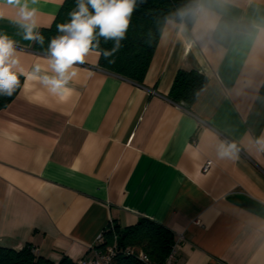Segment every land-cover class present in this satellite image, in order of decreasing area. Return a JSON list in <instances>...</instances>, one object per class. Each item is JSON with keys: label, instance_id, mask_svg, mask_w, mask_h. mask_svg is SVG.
Masks as SVG:
<instances>
[{"label": "crops", "instance_id": "0c3cea01", "mask_svg": "<svg viewBox=\"0 0 264 264\" xmlns=\"http://www.w3.org/2000/svg\"><path fill=\"white\" fill-rule=\"evenodd\" d=\"M63 1L30 4L39 30ZM198 6L191 28L165 22L142 84L100 67L98 51L64 103L22 76L0 109V245L75 264L107 227L145 217L172 231L178 264H264V0ZM7 15L21 66L47 69ZM222 17L243 26L227 45L213 36ZM178 69L208 78L190 110L168 98ZM222 144L237 151L221 158Z\"/></svg>", "mask_w": 264, "mask_h": 264}, {"label": "trees", "instance_id": "16d2710c", "mask_svg": "<svg viewBox=\"0 0 264 264\" xmlns=\"http://www.w3.org/2000/svg\"><path fill=\"white\" fill-rule=\"evenodd\" d=\"M76 2L77 0L63 1L52 25L39 30L44 37V42L42 46L33 42L35 50L46 53L50 40L61 34L57 30V25L70 21L69 13L75 10ZM197 5L198 0H136L125 38L120 42V49L107 60L99 53L100 67L137 84H142L165 22L167 20L183 22L191 28L197 15L190 13L197 8ZM181 12L186 13L183 18L179 15ZM242 27L239 22L222 17L214 29L213 36L221 44L227 45L233 32ZM113 46L114 41L109 40L105 43L104 39L100 38L101 49L111 50ZM109 60L114 62L109 63ZM22 79L20 76V82ZM207 80V76L195 69H178L168 98L190 110ZM19 88L11 97L0 96V109L13 100ZM262 92H264V85H262ZM103 237V242L96 245L99 248H104L114 241L117 242L119 238L117 253L111 264H143L137 258L139 251L144 252L152 263L164 264L175 243L174 234L170 229L145 217L139 218L134 225L123 229L113 223L103 230ZM128 248L132 252H128ZM0 264L54 263L36 254L31 244H25L20 249L0 245ZM58 264L74 263H66L63 259Z\"/></svg>", "mask_w": 264, "mask_h": 264}, {"label": "clouds", "instance_id": "9594fccd", "mask_svg": "<svg viewBox=\"0 0 264 264\" xmlns=\"http://www.w3.org/2000/svg\"><path fill=\"white\" fill-rule=\"evenodd\" d=\"M38 0H0V20L8 18V10L14 15L10 23L23 30V39L34 41L41 46L44 37L40 34L42 27L38 20ZM136 0H77L76 8L69 13L70 21L57 25L60 35L50 40L46 51L47 69L37 63L31 71H25L18 56L16 41L8 35L0 33V96L11 97L21 87L20 76H24V87L30 81H36L56 97L60 103L67 102L74 94L69 83L77 75V65L86 63L87 57L98 51L106 60L120 49L129 27L130 17L134 11ZM204 9L197 7L191 10L192 15L203 14ZM186 13L181 12V18ZM100 38L107 43L114 41L111 50L100 48ZM109 60V63H113ZM49 72L51 74H49ZM264 146V139L257 141ZM236 146L221 145V158L233 156Z\"/></svg>", "mask_w": 264, "mask_h": 264}, {"label": "built area", "instance_id": "2783aa9c", "mask_svg": "<svg viewBox=\"0 0 264 264\" xmlns=\"http://www.w3.org/2000/svg\"><path fill=\"white\" fill-rule=\"evenodd\" d=\"M262 153H264V147H262ZM211 162L207 161L206 164L203 167V170L206 171L208 167L210 166ZM103 231L98 236V240L103 242ZM128 252H132L131 250H127ZM117 253V242L114 241L112 244L105 246L104 248H99L96 245H91L88 249V252L79 258L76 261V264H111L113 258L115 257ZM137 258L143 263V264H154L152 263L148 256L142 252L139 251L137 254ZM58 264V263H57ZM164 264H178L176 259V251H175V243L171 248L170 253L168 254Z\"/></svg>", "mask_w": 264, "mask_h": 264}, {"label": "water", "instance_id": "95a60500", "mask_svg": "<svg viewBox=\"0 0 264 264\" xmlns=\"http://www.w3.org/2000/svg\"><path fill=\"white\" fill-rule=\"evenodd\" d=\"M117 242H119V238L117 239Z\"/></svg>", "mask_w": 264, "mask_h": 264}]
</instances>
